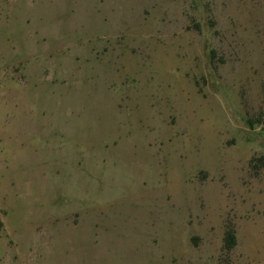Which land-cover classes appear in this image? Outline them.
I'll return each instance as SVG.
<instances>
[{"label": "rangeland", "instance_id": "1", "mask_svg": "<svg viewBox=\"0 0 264 264\" xmlns=\"http://www.w3.org/2000/svg\"><path fill=\"white\" fill-rule=\"evenodd\" d=\"M0 264H264V0H0Z\"/></svg>", "mask_w": 264, "mask_h": 264}, {"label": "trees", "instance_id": "2", "mask_svg": "<svg viewBox=\"0 0 264 264\" xmlns=\"http://www.w3.org/2000/svg\"><path fill=\"white\" fill-rule=\"evenodd\" d=\"M254 123L255 122L251 120L248 121V124L250 126H252ZM235 245H236L235 232L231 227L230 228L228 227L223 237V249L229 252L234 248Z\"/></svg>", "mask_w": 264, "mask_h": 264}]
</instances>
